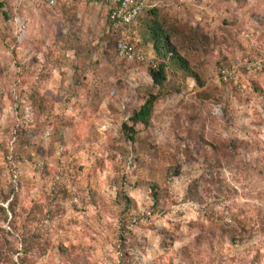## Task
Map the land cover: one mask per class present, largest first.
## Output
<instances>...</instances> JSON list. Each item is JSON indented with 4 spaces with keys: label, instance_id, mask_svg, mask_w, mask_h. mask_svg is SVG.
<instances>
[{
    "label": "rangeland",
    "instance_id": "rangeland-1",
    "mask_svg": "<svg viewBox=\"0 0 264 264\" xmlns=\"http://www.w3.org/2000/svg\"><path fill=\"white\" fill-rule=\"evenodd\" d=\"M39 1L0 0V264H264V71L220 76L264 53V0H148L136 48L159 26L185 62L162 89L107 0Z\"/></svg>",
    "mask_w": 264,
    "mask_h": 264
},
{
    "label": "built area",
    "instance_id": "built-area-1",
    "mask_svg": "<svg viewBox=\"0 0 264 264\" xmlns=\"http://www.w3.org/2000/svg\"><path fill=\"white\" fill-rule=\"evenodd\" d=\"M60 0H41L38 7H55ZM201 0H193L200 6ZM110 4L109 21L112 29L117 32L116 52L120 59L132 64L146 65L151 69L157 68V59L149 58L145 53L139 51L134 45L132 27L138 22L141 15L151 8L148 0H107ZM1 7V3H0ZM249 73L264 71V53L254 59L243 58L231 67L221 69L220 76L224 84L239 86L241 72ZM42 167V164L39 165Z\"/></svg>",
    "mask_w": 264,
    "mask_h": 264
},
{
    "label": "trees",
    "instance_id": "trees-1",
    "mask_svg": "<svg viewBox=\"0 0 264 264\" xmlns=\"http://www.w3.org/2000/svg\"><path fill=\"white\" fill-rule=\"evenodd\" d=\"M1 6H3V4H1ZM150 31L154 36L153 41L155 42L154 48L157 54L156 57L157 68L156 69L149 68V71L154 84L162 89L165 87V84L167 83L170 65H174L178 68H181L185 65V62L177 54L176 49L170 44L169 33L161 30L159 26L150 27ZM114 33L116 34L115 31ZM159 97H160L159 94L150 95L143 102L140 109L134 112L133 116L129 119V124L124 125V130L129 135L131 141L134 142L135 137L139 134L140 130H137L139 126L146 128L150 125L152 115L154 112V107ZM153 189H156V186H153Z\"/></svg>",
    "mask_w": 264,
    "mask_h": 264
},
{
    "label": "crops",
    "instance_id": "crops-1",
    "mask_svg": "<svg viewBox=\"0 0 264 264\" xmlns=\"http://www.w3.org/2000/svg\"><path fill=\"white\" fill-rule=\"evenodd\" d=\"M133 28V27H132Z\"/></svg>",
    "mask_w": 264,
    "mask_h": 264
}]
</instances>
